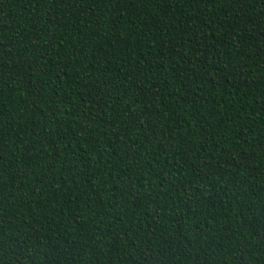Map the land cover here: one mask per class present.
I'll use <instances>...</instances> for the list:
<instances>
[{
    "label": "trees",
    "instance_id": "16d2710c",
    "mask_svg": "<svg viewBox=\"0 0 264 264\" xmlns=\"http://www.w3.org/2000/svg\"><path fill=\"white\" fill-rule=\"evenodd\" d=\"M0 264H264V0H0Z\"/></svg>",
    "mask_w": 264,
    "mask_h": 264
}]
</instances>
